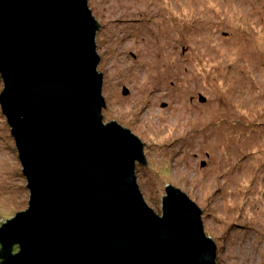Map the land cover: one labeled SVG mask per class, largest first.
I'll use <instances>...</instances> for the list:
<instances>
[{"label":"rangeland","instance_id":"1","mask_svg":"<svg viewBox=\"0 0 264 264\" xmlns=\"http://www.w3.org/2000/svg\"><path fill=\"white\" fill-rule=\"evenodd\" d=\"M88 6L103 123L144 143V201L161 215L164 187L179 189L201 210L216 264H264V0ZM10 130L0 107V227L29 201Z\"/></svg>","mask_w":264,"mask_h":264},{"label":"water","instance_id":"2","mask_svg":"<svg viewBox=\"0 0 264 264\" xmlns=\"http://www.w3.org/2000/svg\"><path fill=\"white\" fill-rule=\"evenodd\" d=\"M93 17L86 0H0V107L29 191L0 264H216L201 210L167 185L156 214L135 176L144 143L103 123Z\"/></svg>","mask_w":264,"mask_h":264},{"label":"trees","instance_id":"3","mask_svg":"<svg viewBox=\"0 0 264 264\" xmlns=\"http://www.w3.org/2000/svg\"><path fill=\"white\" fill-rule=\"evenodd\" d=\"M87 1V6H88V0H86ZM88 8H89V6H88ZM89 10H90V8H89ZM91 11V10H90ZM91 14H92V11H91ZM94 18V17H93ZM128 22V21H127ZM127 22H125V23H127ZM100 26V25H99ZM96 44V43H95ZM14 251H16L17 250V248L16 247H14V249H13Z\"/></svg>","mask_w":264,"mask_h":264}]
</instances>
